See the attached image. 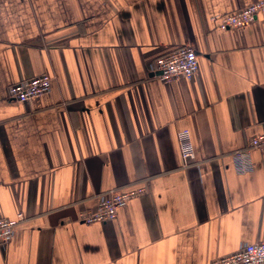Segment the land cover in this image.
I'll return each mask as SVG.
<instances>
[{
  "label": "crops",
  "instance_id": "1",
  "mask_svg": "<svg viewBox=\"0 0 264 264\" xmlns=\"http://www.w3.org/2000/svg\"><path fill=\"white\" fill-rule=\"evenodd\" d=\"M251 1L0 0V218L24 216L0 264H210L264 240V152L246 174L230 155L264 132V15L218 22ZM179 46L197 72L159 80ZM43 72L48 93L8 96ZM133 186L113 220H79Z\"/></svg>",
  "mask_w": 264,
  "mask_h": 264
},
{
  "label": "built area",
  "instance_id": "2",
  "mask_svg": "<svg viewBox=\"0 0 264 264\" xmlns=\"http://www.w3.org/2000/svg\"><path fill=\"white\" fill-rule=\"evenodd\" d=\"M264 15V0H254L245 6L219 16L221 28L245 27L251 24L258 15ZM150 72H159L161 81L176 77H192L198 70V56L190 46H179L170 52L157 56L148 66ZM52 84L50 74L43 72L38 75L11 83L7 88L10 98L23 102L28 99L43 96L49 92ZM182 165L186 166L194 158V150L187 128L177 132ZM257 148L264 152V132L251 136L246 144L230 153L233 168L238 174H246L253 170V160L250 149ZM144 192L143 186L111 188L97 195L95 208L82 212L79 220L84 223H94L113 220L119 207L130 199ZM24 219L19 212L15 217L0 218V245H6L12 238L17 224ZM210 264H264V240L241 244L232 253L213 259Z\"/></svg>",
  "mask_w": 264,
  "mask_h": 264
}]
</instances>
